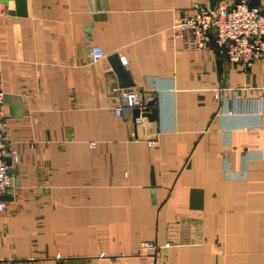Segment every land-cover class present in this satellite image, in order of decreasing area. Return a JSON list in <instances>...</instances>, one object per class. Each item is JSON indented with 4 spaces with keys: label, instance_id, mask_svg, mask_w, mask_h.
I'll return each mask as SVG.
<instances>
[{
    "label": "crops",
    "instance_id": "1",
    "mask_svg": "<svg viewBox=\"0 0 264 264\" xmlns=\"http://www.w3.org/2000/svg\"><path fill=\"white\" fill-rule=\"evenodd\" d=\"M210 3L0 0L2 110L19 156L0 264H264V61L244 70L171 31ZM114 54L157 95L151 141L114 114ZM235 94L246 109L230 114ZM144 242L157 251L141 255Z\"/></svg>",
    "mask_w": 264,
    "mask_h": 264
},
{
    "label": "built area",
    "instance_id": "2",
    "mask_svg": "<svg viewBox=\"0 0 264 264\" xmlns=\"http://www.w3.org/2000/svg\"><path fill=\"white\" fill-rule=\"evenodd\" d=\"M193 9L195 13L192 16H184L173 24L171 31L174 39L181 40L187 48L195 50L212 45L219 57L244 70L264 61V12L259 7L251 6L249 0H221L213 10L198 5ZM2 12L0 4V14ZM90 59L93 62L104 59L99 47L91 48ZM234 96L235 104L230 114L246 109V105L236 101V94ZM3 100L4 94L0 91V198L13 188L5 158L9 157L13 165L19 162L17 151L9 145L7 123L2 110ZM134 100L133 93H124L127 107H133ZM261 102L262 98L256 100L258 113H261ZM123 110L120 104L114 109V114L120 117ZM148 145L152 148L155 143L149 142ZM4 211L5 202L0 201V214ZM156 251L157 246L153 242H144L140 246L141 255Z\"/></svg>",
    "mask_w": 264,
    "mask_h": 264
},
{
    "label": "water",
    "instance_id": "3",
    "mask_svg": "<svg viewBox=\"0 0 264 264\" xmlns=\"http://www.w3.org/2000/svg\"><path fill=\"white\" fill-rule=\"evenodd\" d=\"M210 10L214 9L213 0H210ZM249 4L251 6H257L258 3L255 0H249ZM91 50V49H90ZM113 75L115 77L114 83H116L119 91L118 96L121 99V105L127 111L129 116V126L132 132V137L135 140H152V134L157 132V95L155 93H146L142 90L135 88V85L132 82L130 74L125 70V68L121 64V60L118 55L114 54L110 56L109 60ZM130 92L135 95L134 105L133 107H127L124 102V93ZM141 120L145 123H140L139 127L148 126L151 131L143 132L140 128H138L136 122ZM149 133V134H148ZM143 135H150L146 138ZM5 163L8 166V173L12 177V180L16 179L17 170L13 168V164L9 157L5 158ZM7 195L0 198V201L9 200Z\"/></svg>",
    "mask_w": 264,
    "mask_h": 264
}]
</instances>
